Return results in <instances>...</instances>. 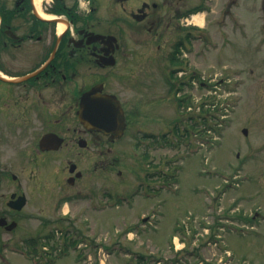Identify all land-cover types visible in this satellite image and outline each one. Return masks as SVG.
I'll return each instance as SVG.
<instances>
[{"label":"flooded vegetation","instance_id":"flooded-vegetation-1","mask_svg":"<svg viewBox=\"0 0 264 264\" xmlns=\"http://www.w3.org/2000/svg\"><path fill=\"white\" fill-rule=\"evenodd\" d=\"M187 1L0 0V217L7 224L21 225L23 208L8 202L25 192L11 169L39 182L56 179L54 210L84 203L100 211L102 197L134 201L141 192L145 204L157 195L163 150L191 146V128L183 126H191V114L170 94L173 116L181 117L163 129L156 112L164 81L150 63L162 57L160 41L171 40L169 53L191 41ZM174 128L185 140L171 142ZM67 212L38 225L58 229Z\"/></svg>","mask_w":264,"mask_h":264},{"label":"rangeland","instance_id":"rangeland-1","mask_svg":"<svg viewBox=\"0 0 264 264\" xmlns=\"http://www.w3.org/2000/svg\"><path fill=\"white\" fill-rule=\"evenodd\" d=\"M201 2L203 10L195 15L203 21L192 29L191 51L172 61L171 40L160 41L162 57L150 63L160 66L164 81L162 109L156 112L164 130L181 117L177 111L173 116L165 83L174 87L184 79L173 74L176 68H187L186 77L194 74L191 124L198 127L191 129V154L179 145L163 150L170 155L162 168L167 189L145 204L139 192L137 204L124 200L95 211L84 203H69L54 210L56 179L39 182L24 177L22 169H11L25 188L27 203L18 218L21 225L0 230V264H33L19 247H27L24 239L52 230L38 225L39 219L49 222V217L63 216L62 211H68L67 219L56 223L68 232L67 244L59 232L47 242L37 241L44 250L51 247L52 256L66 249L47 264H264V0L187 4ZM152 110L154 116V106ZM178 130L174 128L170 138L175 144L183 139ZM205 139L211 140L210 146ZM102 198L100 203L106 202ZM143 217L148 222L143 223ZM151 225L157 227L149 229ZM74 238H79L76 249L69 245Z\"/></svg>","mask_w":264,"mask_h":264},{"label":"trees","instance_id":"trees-1","mask_svg":"<svg viewBox=\"0 0 264 264\" xmlns=\"http://www.w3.org/2000/svg\"><path fill=\"white\" fill-rule=\"evenodd\" d=\"M203 7H204V3L201 2V3H199L198 5L192 7L191 10H190L189 12H195V11H198V10L202 9ZM191 36H192V34H191ZM179 45H180V43H179V44H176V50L179 49ZM170 59H171L172 61H175L176 56H175V53H174V52H173V55L170 56ZM191 77H194V74H191ZM198 79H199V78H198ZM168 88H169V91H171V92H173V90L175 89V88L173 87L172 84H168ZM174 91H175V90H174ZM195 122H196V121H195ZM203 122H205V120H204ZM196 127H198V126H197V123H195V124H194V123L191 124V129L195 130ZM205 129H206V130L209 129V126H208V125L205 126ZM47 234H48V233H47ZM47 234H46V235H47ZM46 235H45V236H46ZM38 239H39V235L34 236V237H31V238H26V239H24L25 244H26L28 247H30V250L27 251V254H28V255H30V253H34V254H35V253H38L37 251H35V250H37V248H36L35 246H36L37 243H38V242H37Z\"/></svg>","mask_w":264,"mask_h":264},{"label":"water","instance_id":"water-1","mask_svg":"<svg viewBox=\"0 0 264 264\" xmlns=\"http://www.w3.org/2000/svg\"><path fill=\"white\" fill-rule=\"evenodd\" d=\"M88 98H89V93L87 92L86 94H84L83 96V99H82V104L84 106V108L86 109L87 108V102H88ZM81 115V114H80ZM81 118H82V115H81ZM84 121V123L86 122H93V118L92 116H84V119H82ZM242 132L245 134L246 133V129L244 127V129L242 130ZM14 195L11 196V199L13 198ZM25 196L24 195H21V196H18V198L16 200H13V201H10L9 202V206L10 207H13V208H16V209H20L24 204H25ZM5 219L4 218H0V225H4L5 224ZM16 225V222H11L9 225L6 226V229L10 230L12 229L13 227H15Z\"/></svg>","mask_w":264,"mask_h":264},{"label":"bare ground","instance_id":"bare-ground-1","mask_svg":"<svg viewBox=\"0 0 264 264\" xmlns=\"http://www.w3.org/2000/svg\"><path fill=\"white\" fill-rule=\"evenodd\" d=\"M192 19H193V21L196 22L197 24H201L202 21H203V18L201 17V15H198V16H197V14L194 15Z\"/></svg>","mask_w":264,"mask_h":264}]
</instances>
